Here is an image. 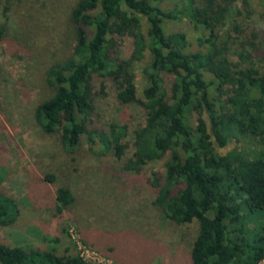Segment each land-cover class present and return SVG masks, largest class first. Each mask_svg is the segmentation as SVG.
<instances>
[{
    "label": "trees",
    "instance_id": "obj_1",
    "mask_svg": "<svg viewBox=\"0 0 264 264\" xmlns=\"http://www.w3.org/2000/svg\"><path fill=\"white\" fill-rule=\"evenodd\" d=\"M165 1L79 0L71 12L77 40L73 55L47 66L44 80L52 95L37 105L35 119L46 133H58L68 150L95 136L93 143L101 144L102 154L112 150L122 159L132 152L127 170L140 171L169 154L165 173L154 172L150 182L167 218L177 224L198 223L189 264H260L264 145L253 154L247 146L264 144V65L257 62L264 56L253 54L262 42L248 37L238 21L244 13L238 2L247 10L250 2L182 0V5L166 9ZM184 18L202 29L196 49L183 30L167 31L166 22ZM6 23L0 13V43ZM126 35L133 41L131 56L112 55L116 36ZM138 67L146 81L140 94ZM166 73L173 76L168 86ZM95 76L113 82L121 103L146 109L145 123L130 138L128 127L119 122L110 125L109 133L89 129ZM231 138L241 139L247 150L232 156L218 153ZM75 201L70 187H59L55 214L70 217L87 243ZM20 212L17 200L0 191V224H14ZM49 240L56 244L42 248L0 242V264L87 263L70 247L58 251V237Z\"/></svg>",
    "mask_w": 264,
    "mask_h": 264
},
{
    "label": "rangeland",
    "instance_id": "obj_2",
    "mask_svg": "<svg viewBox=\"0 0 264 264\" xmlns=\"http://www.w3.org/2000/svg\"><path fill=\"white\" fill-rule=\"evenodd\" d=\"M78 1L0 0V13L8 26L0 43V191L14 197L21 211L14 224H0V242L46 248L54 244L50 238L58 237V251L70 247L79 254L85 246L114 264L125 263L123 260L125 264H189L198 223L177 224L167 218L156 203L158 192L150 182L154 172L165 173L169 154L140 171L127 170L125 163L132 152L122 159L112 150L102 154L101 144L93 143L95 136L82 138L79 147L68 150L58 133H46L35 119L37 105L52 95L44 80L47 66L73 55L77 40L71 12ZM249 2V10L238 2L244 10L238 21L248 37L262 42L253 54L264 56V0ZM182 4V0H166L163 7ZM166 24L167 31L186 32L192 47H198L202 29L189 18ZM254 31H259V37H253ZM236 48L238 54L240 47ZM111 52L129 58L132 38L116 36ZM257 62L264 65L263 60ZM137 74L140 94L146 81L140 67ZM164 76L168 86L173 76ZM93 84L95 110L89 129L109 133L110 125L119 122L128 127L130 138L133 130L145 123L146 109L137 103H121L109 78L95 76ZM263 145L255 142L249 148L241 139L231 138L216 150L232 156L248 147L253 154ZM61 186L70 187L76 196L73 209L84 226L87 243L70 217L61 219L55 214L56 190ZM95 243L97 248L91 246Z\"/></svg>",
    "mask_w": 264,
    "mask_h": 264
},
{
    "label": "built area",
    "instance_id": "obj_3",
    "mask_svg": "<svg viewBox=\"0 0 264 264\" xmlns=\"http://www.w3.org/2000/svg\"><path fill=\"white\" fill-rule=\"evenodd\" d=\"M79 254L84 258V260L88 262L92 261L98 264H114L112 263L113 261L110 258L102 256L98 251L86 248L85 246L81 247V251ZM262 262H264V260ZM262 262L260 264H262Z\"/></svg>",
    "mask_w": 264,
    "mask_h": 264
},
{
    "label": "crops",
    "instance_id": "obj_4",
    "mask_svg": "<svg viewBox=\"0 0 264 264\" xmlns=\"http://www.w3.org/2000/svg\"><path fill=\"white\" fill-rule=\"evenodd\" d=\"M123 261H125V260H123ZM126 262V261H125Z\"/></svg>",
    "mask_w": 264,
    "mask_h": 264
}]
</instances>
